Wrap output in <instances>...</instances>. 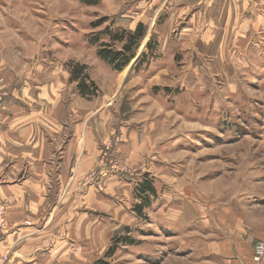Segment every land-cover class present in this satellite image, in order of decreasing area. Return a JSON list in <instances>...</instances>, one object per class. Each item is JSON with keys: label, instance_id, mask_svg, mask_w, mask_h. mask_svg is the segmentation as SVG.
Here are the masks:
<instances>
[{"label": "rangeland", "instance_id": "1", "mask_svg": "<svg viewBox=\"0 0 264 264\" xmlns=\"http://www.w3.org/2000/svg\"><path fill=\"white\" fill-rule=\"evenodd\" d=\"M139 22L145 30L134 57L112 70L97 51L104 43L121 50L123 42L105 29L123 34ZM0 65L10 72L0 112L12 87L31 88L15 97L26 110L43 85L61 89L68 129L57 145L46 137L53 151L68 143L75 117L111 113V123L97 120L111 133L89 172L104 163V172L124 178L111 199L129 216L95 214L111 238L83 264L109 248L111 264H222L205 243L235 247L238 229L250 234L264 223V0H0ZM76 65L83 77L74 79ZM134 133L147 144L129 160L117 144ZM144 177L155 190L143 193L146 205L137 192ZM257 242L264 240L253 242L255 264L264 258L253 259Z\"/></svg>", "mask_w": 264, "mask_h": 264}, {"label": "crops", "instance_id": "2", "mask_svg": "<svg viewBox=\"0 0 264 264\" xmlns=\"http://www.w3.org/2000/svg\"><path fill=\"white\" fill-rule=\"evenodd\" d=\"M7 75L9 70L0 65V85ZM42 87L37 89L39 98H31L36 105L30 110L15 97L27 96L31 88L12 87L11 99L0 112V199L6 204L10 226L9 232L0 236V255L7 253L9 264H67L72 259V264H83L111 238L110 229L105 223L102 226L95 214L111 218L114 211L115 215L129 216L111 199V190L121 195L116 188L123 185L124 178L100 170L103 192L95 183L83 182V176L97 168L100 146L111 133V125L106 127L97 120L106 117L111 123V113L94 108L90 114L75 117L68 143L53 151L46 137L57 145L68 124L58 100L61 89ZM146 144L147 139L134 133L122 138L117 147L132 160ZM5 156L10 162L3 164ZM65 187L69 192L62 195ZM26 220L30 224H25ZM236 233L235 247L228 242H209L204 252L216 253L222 264H255L252 245L257 239L264 240V223H257L250 234L243 235L239 229ZM69 240L79 242V246L72 247ZM259 264H264V258Z\"/></svg>", "mask_w": 264, "mask_h": 264}, {"label": "trees", "instance_id": "3", "mask_svg": "<svg viewBox=\"0 0 264 264\" xmlns=\"http://www.w3.org/2000/svg\"><path fill=\"white\" fill-rule=\"evenodd\" d=\"M83 4L92 5L98 3V0H79ZM104 18L102 20L93 23L92 26H100L103 23ZM144 25L142 22L138 23L133 31H125L123 34H112L109 28L105 29V35L111 41H121L123 42V46L121 50H114L111 48L109 43H104L100 46V49L97 51V55L100 59L104 60L112 70L119 72L123 70L130 62V60L134 57V52L138 46L139 40L144 35ZM112 35V36H111ZM84 66L76 65V67L72 71V78L77 79L79 77H83L81 75L83 73ZM78 87L85 91L84 82L79 81ZM154 188L151 186L150 180L147 178H143V180L137 186V192L141 195V204H148V196L143 193L148 192L154 194ZM141 205L136 206V210L139 212ZM113 248H109L105 252V257L113 254ZM105 257L99 258L94 261L92 264H111Z\"/></svg>", "mask_w": 264, "mask_h": 264}, {"label": "built area", "instance_id": "4", "mask_svg": "<svg viewBox=\"0 0 264 264\" xmlns=\"http://www.w3.org/2000/svg\"><path fill=\"white\" fill-rule=\"evenodd\" d=\"M117 162V161H115ZM114 164V163H113ZM112 164V165H113ZM114 169V166H112ZM100 170H108L106 167V164L102 163L100 165ZM99 172L97 170H93L89 172L84 179V183H95L96 185L99 184ZM25 224H30L29 220L24 221ZM10 230V226L8 225L6 221V204L3 201H0V236L6 235ZM264 255V242H257L254 246V251H253V259L255 261H259L261 257ZM9 255L7 253L1 254L0 255V264H9Z\"/></svg>", "mask_w": 264, "mask_h": 264}]
</instances>
